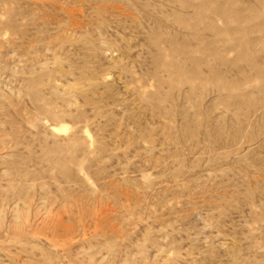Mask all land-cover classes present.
<instances>
[{"label": "rangeland", "instance_id": "obj_1", "mask_svg": "<svg viewBox=\"0 0 264 264\" xmlns=\"http://www.w3.org/2000/svg\"><path fill=\"white\" fill-rule=\"evenodd\" d=\"M0 264H264V0H0Z\"/></svg>", "mask_w": 264, "mask_h": 264}, {"label": "bare ground", "instance_id": "obj_2", "mask_svg": "<svg viewBox=\"0 0 264 264\" xmlns=\"http://www.w3.org/2000/svg\"><path fill=\"white\" fill-rule=\"evenodd\" d=\"M82 5V4H81ZM114 44V43H113ZM109 76V75H108Z\"/></svg>", "mask_w": 264, "mask_h": 264}]
</instances>
